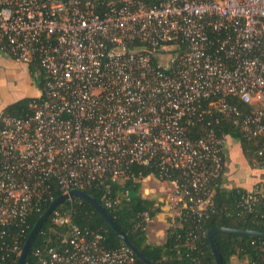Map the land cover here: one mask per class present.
<instances>
[{
	"label": "built area",
	"instance_id": "obj_1",
	"mask_svg": "<svg viewBox=\"0 0 264 264\" xmlns=\"http://www.w3.org/2000/svg\"><path fill=\"white\" fill-rule=\"evenodd\" d=\"M0 52L31 67L40 91L24 117L0 114V250L17 256L12 228L40 211L52 183L61 195L102 189L115 210L129 192L113 195L112 184L138 182L132 166H157L153 177L172 188V222L201 219L229 140L212 128L188 135L209 112L204 101L241 136L264 139V0H0ZM229 97L252 109H233ZM261 196L245 192L239 205L251 212ZM50 217L61 231L34 264H135L66 211Z\"/></svg>",
	"mask_w": 264,
	"mask_h": 264
},
{
	"label": "trees",
	"instance_id": "obj_2",
	"mask_svg": "<svg viewBox=\"0 0 264 264\" xmlns=\"http://www.w3.org/2000/svg\"><path fill=\"white\" fill-rule=\"evenodd\" d=\"M31 100L32 98H25L17 101L7 106L4 113L24 117L30 113L28 104ZM215 101L213 100V102ZM210 102L211 100H207L202 103L201 108L209 112L203 115L201 122L194 123L188 129V135L191 138H197L206 130L212 128L219 136L225 135L229 139L239 141L241 153L248 165L254 164L264 168V160L257 156L258 150L264 145V139H251L241 136L233 122L219 112L216 104L210 106ZM226 102L230 107L240 112L252 109L251 106L241 103L236 97H229ZM129 173L139 181L148 176L157 177L159 174L155 165L152 167L132 166ZM179 174V172H174L171 177H164L162 180L177 179ZM210 186L214 187V193L205 215L201 219L191 216L185 217L183 221L174 219L171 227L166 228V240L160 245L149 243L146 230H142L145 224L142 222L141 214L147 213L152 219L158 208L154 206V201L137 195L140 187L139 182L127 179L124 182L112 184L113 195H122L124 191L129 192L128 200L119 196L121 201L115 210L104 207L101 200L104 194L102 189L87 188L85 192L106 210L135 247L149 260L157 264H215L206 239V232L213 228L225 227L264 233V193L254 203L252 211L248 212L239 205L247 191L239 187H224L222 178L211 183ZM60 195L61 192L52 183V192L41 202L40 211L31 213L25 225L12 228V231L17 232L21 246L50 202ZM57 209L66 211L71 223L79 229L101 233L103 235L101 245L105 250H116L123 246L120 238L108 224L84 201L72 198L70 201L58 206ZM140 222H142V226L137 227ZM60 231L61 228L53 225L51 217H48L31 242L25 264H34L36 258L33 256V252L37 249L42 250L49 242H55L53 234ZM188 233L196 234L198 238L187 240ZM49 238L51 241H49ZM214 240L219 249L222 264H232L233 258L243 261L245 264H263L264 262V238L262 237L215 234ZM0 254L3 256L1 264H16L18 258L16 253L4 250V247L1 246ZM135 264L141 263L135 258Z\"/></svg>",
	"mask_w": 264,
	"mask_h": 264
},
{
	"label": "crops",
	"instance_id": "obj_3",
	"mask_svg": "<svg viewBox=\"0 0 264 264\" xmlns=\"http://www.w3.org/2000/svg\"><path fill=\"white\" fill-rule=\"evenodd\" d=\"M39 94V85L33 79L31 67L17 64L7 54L0 52V114L7 106L25 98H37ZM223 152L225 168L222 185L226 188L239 187L247 192L259 189L264 193V168L248 165L241 153L239 141L230 138ZM138 182L140 187L137 195L154 201V206L158 208L156 215L147 224V241L155 245L163 244L166 240V228L173 223L171 186L152 176ZM155 187L164 193L159 190L157 192L160 194L156 193ZM241 262L243 261H239V264Z\"/></svg>",
	"mask_w": 264,
	"mask_h": 264
},
{
	"label": "water",
	"instance_id": "obj_4",
	"mask_svg": "<svg viewBox=\"0 0 264 264\" xmlns=\"http://www.w3.org/2000/svg\"><path fill=\"white\" fill-rule=\"evenodd\" d=\"M69 198H77L81 201H84L86 204H88L106 222V224H108V226L112 229V231L120 238L123 246L126 247L141 264H157L149 260L148 258H146L141 253V251L137 247H135V245L130 241L127 235L118 227V225L115 223L113 218L106 212V210L99 203H97L86 192L81 191V190H75V189L70 190L67 194L60 195L59 197L55 198L54 200L50 202L47 209L39 217V219L33 226L32 230L28 234L21 248V251L18 255L16 264H25L26 258L30 251L31 242L33 238L35 237L36 233L38 232V229L42 226L43 222H45L48 219V217H50L53 210L56 209L61 204H63L64 202H66ZM215 234H237V235H242V236H247V237L264 238V233L255 232L252 230L233 229V228H225V227L213 228V229L208 230L206 232V239L208 241L209 248L214 258L215 264H222L221 255H220L219 249L214 240Z\"/></svg>",
	"mask_w": 264,
	"mask_h": 264
},
{
	"label": "rangeland",
	"instance_id": "obj_5",
	"mask_svg": "<svg viewBox=\"0 0 264 264\" xmlns=\"http://www.w3.org/2000/svg\"><path fill=\"white\" fill-rule=\"evenodd\" d=\"M150 185H151V183H150ZM151 186H152V185H151ZM155 189H156V193H158L157 190H159V189L156 188V187H155ZM159 192L164 193L163 191H160V190H159ZM168 192H169V190H168ZM171 192H172V188H170V193H171ZM156 193H155V194H156ZM158 194H160V193H158ZM169 195H170V194H169ZM241 263H242V264H245V262H241ZM232 264H239V261H236V260L233 258V259H232Z\"/></svg>",
	"mask_w": 264,
	"mask_h": 264
}]
</instances>
